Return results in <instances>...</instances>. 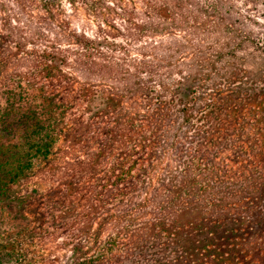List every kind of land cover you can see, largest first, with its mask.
Segmentation results:
<instances>
[{
	"label": "clouds",
	"instance_id": "obj_1",
	"mask_svg": "<svg viewBox=\"0 0 264 264\" xmlns=\"http://www.w3.org/2000/svg\"><path fill=\"white\" fill-rule=\"evenodd\" d=\"M2 119L0 264H261L264 0H0Z\"/></svg>",
	"mask_w": 264,
	"mask_h": 264
},
{
	"label": "trees",
	"instance_id": "obj_2",
	"mask_svg": "<svg viewBox=\"0 0 264 264\" xmlns=\"http://www.w3.org/2000/svg\"><path fill=\"white\" fill-rule=\"evenodd\" d=\"M23 132V127L19 124L13 123L8 119L0 120V161H9L11 159V152L9 144L14 139L19 137ZM8 195L6 185H0V197L6 198ZM264 200V196H261ZM264 207V205H262ZM195 221L194 230L196 239L202 246H212V250H218V255L228 253V258L235 259L239 257L241 261L244 260V255H240V250L237 248L236 242L245 238V233L248 236L253 235L248 229L244 231L239 230L237 219L228 214H220L215 217H205L197 219L192 217L189 222ZM257 236H264V211L254 213L251 216V223L249 225ZM259 258L261 264H264V256L261 251L254 250L253 259Z\"/></svg>",
	"mask_w": 264,
	"mask_h": 264
}]
</instances>
